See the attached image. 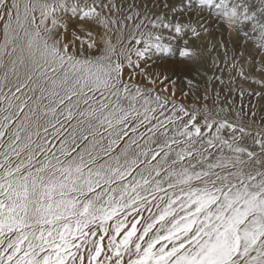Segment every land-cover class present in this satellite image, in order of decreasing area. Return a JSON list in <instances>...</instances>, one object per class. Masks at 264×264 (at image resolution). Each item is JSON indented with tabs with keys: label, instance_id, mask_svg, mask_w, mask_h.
Returning a JSON list of instances; mask_svg holds the SVG:
<instances>
[{
	"label": "snow or ice",
	"instance_id": "snow-or-ice-1",
	"mask_svg": "<svg viewBox=\"0 0 264 264\" xmlns=\"http://www.w3.org/2000/svg\"><path fill=\"white\" fill-rule=\"evenodd\" d=\"M98 7L109 6L97 0L83 5L79 0H0V19L6 18L0 45V264H264V129L253 136L244 126L213 119L206 111L205 134L197 121L199 109L125 83L119 57L133 68L131 54L122 49L118 55L110 40L101 55L85 56V44L97 47L89 26H107ZM163 7L174 13L214 8L230 27L255 21L253 39L264 49V0H259L260 19L250 0H180L179 9L165 0ZM58 9L82 22L73 32L78 51L58 32L67 30L56 16ZM165 20L166 14L157 15L150 23L171 29L174 35L167 39L179 45L190 25ZM132 38L143 45L128 50L138 61L153 51H173L158 33ZM178 52L182 58L192 55L186 46ZM22 89L31 95L17 96ZM138 98L143 111L136 107ZM122 100L129 101L127 107ZM169 103L171 115L159 120L154 114L159 109L164 115ZM166 122L172 125L171 138ZM65 125L71 132L58 148L50 145L49 128L59 138L61 129L68 131ZM224 130H230L227 139ZM125 137L128 141L114 155ZM245 138L259 146V153L241 146ZM180 143L186 147L172 159L171 145ZM212 148L218 149L215 157ZM186 157L187 167L182 163ZM140 164L144 167L133 175ZM153 201L158 214L147 218L143 230L137 228L139 220L127 227V216H139L144 208L151 212Z\"/></svg>",
	"mask_w": 264,
	"mask_h": 264
},
{
	"label": "rangeland",
	"instance_id": "rangeland-1",
	"mask_svg": "<svg viewBox=\"0 0 264 264\" xmlns=\"http://www.w3.org/2000/svg\"><path fill=\"white\" fill-rule=\"evenodd\" d=\"M97 2L102 3V4H106L109 6V7H104V8L98 7L97 11L107 13L108 15H110V17H112L114 19L121 20L126 25L131 24L133 18H142V19L144 18L145 20H143V21L146 22L145 26H146L147 31L153 33V31L155 30V32L153 34H157V33L160 35L164 34L163 37H165V39L162 41V43L171 44L173 51L169 54H166V55H157V54L151 53V54H149L150 57H145L146 59L145 58L141 59L142 63L139 66L141 70L146 72L147 67L149 65H153V67L154 66L160 67L163 60H166V62H165L166 64L162 65V67H161L163 69H160L161 71L159 70L157 75L154 76L156 83H159L163 87L168 86L167 88L169 90H173L177 94H179L181 96L182 95L185 96L184 93L185 92L187 93V91L184 90L182 84H180V83H184L186 85V84H188L187 80H193V79H195V80H197V79L198 80H202V79L206 80V78H208L207 79L209 81L207 84L208 89L206 90V92L208 94L209 93L218 94V93L223 92V94L226 95L225 99L229 101L231 109L240 111L241 108H245V107L242 106L241 104H239V102L238 103L234 102L235 97H236L238 100L242 101L244 103V105L246 106V108L244 109L245 114L246 113L252 114V115H253V113L255 114L253 116L256 119H250V121L253 124L264 123V119H263L264 91H262V87H264V85H263L264 84V49L259 48L258 43L256 42V40L253 39V36H252L250 31H244L245 30L244 27H246V26H248L252 29V23H255V21L245 23L243 26L237 24L234 27H230L228 25V23L225 21V18L216 9H214V8L210 9L207 7H205L204 10L199 11L200 13L199 12L181 13L178 11L180 13V15L184 17V18L183 17L181 18V16L179 14H177L178 12L174 13L169 8L163 7L165 0H97ZM228 2L230 4H236V3H239L240 0H228ZM79 3L80 4H82V3L83 4H85V3L91 4L92 0H86V1L80 0ZM167 3L176 4L178 9H179L180 0H167ZM250 3H253L256 5V8H254L252 10L256 11L257 18L260 19L261 17L258 15H260L261 13L259 12V10H257L259 8V0H250ZM113 4L115 5V7H112ZM165 14H166L165 22H171L172 24H175L177 22V20H180L182 23L190 25L189 28L185 29V32L187 34L184 35L182 37V39H180L179 46H177L178 44L176 41H174V40L170 41L167 39L169 36L174 35V32L171 29H165L162 26L159 28H153L152 24L150 23V21L156 20L157 15L165 16ZM56 15H57V18L59 17L60 19L67 22L68 30H70V33L72 32L71 33L72 36H73L74 31H78L77 26L82 23L78 17L73 18L72 14L70 12H63L61 10H59ZM184 15H186V16H184ZM129 17H131V19H129ZM173 17H176V19H173ZM205 17H209V18L205 19ZM157 23H159V21H157ZM89 28H92V27L89 26ZM192 28L195 29V32H196L195 35L191 31ZM221 28L223 30L220 32ZM60 31L62 32L61 29H60ZM243 31H244V33H243ZM245 32H247V35H245ZM78 34L81 36L84 35V33H82V32H78ZM92 38H93V35H92L91 39ZM235 38L239 39L238 41H241L240 45L243 49L247 50L246 53L245 52L241 53V51L237 50V49H231V47L229 46V42H231V40L232 41L237 40ZM185 40L187 42L189 41V43H187V45L184 44ZM192 43L194 44V46L196 45L195 47L198 50L202 51V52L200 51L202 53L201 54L202 59H204V57H206L207 59H205V61L206 60H209V61L212 60L213 61L212 66H210L213 73H215V74L220 73L221 77H222V75H223V77H225L226 75L227 76L231 75L230 78H231L232 82L237 83V85L247 84L248 86L253 88V90L247 92L244 89L237 90L234 88L233 92H228V90L226 88L227 87L226 86L227 81L222 79L221 81H218L215 83L214 81H212L213 80L212 78L214 76L212 74H211V77L209 79L208 75H206L204 73V70L202 68L198 67V64H197L198 61H196V58L194 56L191 55V57H189V58H182V57L177 56V53H179L178 52L179 47H185L186 46L188 49H192ZM211 44H212V46H211ZM138 46H139V48L141 47L140 45H138ZM228 46H229V48H228ZM254 51L256 53H254ZM249 56H251V57H249ZM227 61L228 62L230 61L231 65H229ZM167 62L169 63V65L171 64V66H168ZM173 63L176 65H173ZM225 65H226V67H225ZM174 66H176V67H174ZM179 66L181 68H179ZM168 67H170L171 70ZM229 68H230V70H229ZM238 69H239V71H238ZM233 70H234V72L236 70V72L232 73ZM168 71H169V73H168ZM223 71L225 72V74H223L224 73ZM239 72H241L242 74ZM147 73L149 74V72H146V74ZM166 73L169 75H166ZM165 76L168 77L167 80L164 79ZM247 76L252 78V81L249 80L247 78ZM236 77L238 80L236 79ZM179 78H181L182 80ZM172 81H174L175 83L173 84ZM176 82L178 83V85ZM220 84L222 86H224V88H222L221 90L219 87H217V85H220ZM188 91H193V88L190 87L188 89ZM197 91H198V89L195 88L194 93H197ZM258 93H259V95H258ZM186 97H187V95H186ZM247 98H249L251 101L248 102L246 100ZM235 120L242 121L244 119H235ZM107 242H108V240H107V238H105V240L103 241L104 245H107Z\"/></svg>",
	"mask_w": 264,
	"mask_h": 264
},
{
	"label": "bare ground",
	"instance_id": "bare-ground-1",
	"mask_svg": "<svg viewBox=\"0 0 264 264\" xmlns=\"http://www.w3.org/2000/svg\"><path fill=\"white\" fill-rule=\"evenodd\" d=\"M86 1V0H85ZM21 3H37L38 0H20ZM49 3H56L58 2V0H48ZM69 3L71 2H75V0H68ZM80 2V0H79ZM83 4V3H82ZM259 9V8H258ZM257 9V10H258ZM61 10L63 12H65L63 9H58V11ZM58 11L56 12V14L58 13ZM200 13V12H199ZM177 14L180 15V13L178 12ZM64 15V14H63ZM101 15L102 17L107 21V26L103 25V24H99V23H93L91 24L90 26L92 28H90L92 30V34H93V40H95L96 42V45L97 47L95 48H92V49H88L87 48V45L85 44L84 45V55L85 56H88V57H95V56H99L102 54V52L104 51L106 45H105V41H108L110 40L111 43L113 45L116 46V50H117V54L119 55L120 51L123 49L125 50V53L126 54H131V58H132V61H133V68H129L127 66V61L124 59L123 56H120V60L125 64V69H124V74H123V80L125 83H128L130 85H136L142 89H151L152 92H151V95L152 96H155L157 94L161 95V96H168L169 98H173L175 99L176 103H183L186 107L189 108V110H191L193 107H195L196 109H199L198 113H197V121L199 122L203 132L206 134L208 132V129L204 128V115H205V112L207 111V113H210L211 114V118L213 119H216V120H220V119H227L229 122H232V123H235V124H238V125H242L244 126L248 131H250L252 133L253 136H255L256 132L257 131H260L262 129H264V123H257V124H253L250 119H256L252 114H248L246 113L245 114V111L244 109L246 108V106L244 105V103L240 100H238L236 97H235V100L234 102L235 103H238L241 104L242 106H244L245 108H241L240 111H237V110H232L231 107H230V104H229V101L225 99V94L222 93H218V94H211V93H207L206 90L208 89L207 88V84H208V78H206V80L202 79V80H191L192 81V85L190 86L189 84H184V83H180L182 84L183 88L185 91H187V97L186 95L185 96H181L179 94H177L175 92V96L173 97V90H169L167 87H163L162 85H160L159 83H152L151 81H155L154 79V76L157 75V73L159 72L160 69H163L161 68L162 65H165L166 63V60H163V62L161 63V66H154L153 65H149L147 67V71L146 72H149V74L146 72H144L143 70L139 68H136L135 71L133 70L134 69V66L135 64L138 62L139 65H141L142 63V60H139L138 61V58L135 56L134 52L132 53H129L128 50L132 49V48H139V46L135 43V39H133L132 37H135V38H139L140 36V33L141 32H144L145 34H147L149 31H147L146 29V26H145V20L144 18H133L132 19V22L131 24H124V22H122L121 20H118V19H114L112 17H110V15H108L107 13H104V12H101ZM35 16H36V19H37V23L39 22V19H40V13H39V10H37L35 12ZM57 16V15H56ZM181 16V15H180ZM186 16V15H184ZM206 16V15H205ZM261 17V14L258 15ZM183 16H181L182 18ZM204 17V16H203ZM59 18V17H58ZM179 18V17H178ZM184 18V17H183ZM206 18H209V17H205ZM60 19V18H59ZM204 19V20H205ZM62 20V19H61ZM182 20V19H181ZM184 20V19H183ZM64 21V20H62ZM185 21V20H184ZM201 21V20H200ZM206 21V20H205ZM6 22V18L5 19H0V45L3 44V40H4V35H3V26H4V23ZM141 22H143L141 24ZM189 22V21H188ZM199 22V21H198ZM197 22V23H198ZM64 23L67 25V22L64 21ZM48 24L49 26H51L50 24V20L48 21ZM137 24H141V27L138 29L136 27ZM219 25V24H218ZM199 26V25H198ZM200 27V26H199ZM220 27V26H219ZM245 30L244 31H250L252 36H254V33L252 32L251 28L246 26L244 27ZM60 29L62 30V32L60 31ZM212 29V28H211ZM223 29L221 28L220 29V32L222 31ZM243 31V33H244ZM58 32L59 34H61L63 36V41L65 43H68L70 48L71 47H75L77 49V51L80 49L81 45H80V41L79 40H74V37L72 36V32L70 33V30H68V27H67V30L65 31L64 28H59L58 29ZM155 32V30L153 31V33ZM213 34V33H212ZM164 35V34H163ZM162 35V36H163ZM210 35V34H209ZM211 36V35H210ZM215 36V35H214ZM213 36V37H214ZM218 37V36H217ZM223 37V36H222ZM217 39V38H216ZM226 39V38H225ZM237 39V38H235ZM239 39L237 40H231V42H229V46L231 47V49H237V50H240L241 53H246V49H243L241 47V41H238ZM189 43V41L187 42ZM212 43V42H211ZM137 45V46H136ZM177 45V44H176ZM191 45V44H190ZM141 47H143V45L141 44L140 45ZM179 46V45H177ZM196 46V45H195ZM194 46V44L192 43V49L191 52H192V56H194L196 58V61L197 64H198V67L199 68H202L204 70V73L206 75H208L209 79L211 77V74L214 75L213 76V80L215 83L218 82V81H221L222 79L226 80L227 83H226V88L228 90V92H233L234 88L237 89V90H241V89H244L246 90L247 92L249 91H252L253 88H251L250 86H248L247 84H239L237 85V83H234L231 81V78L230 76H225L221 77L220 73H213L212 70H211V67L212 66V63L213 61L212 60H206L207 59L206 57H204V59H202V56H201V50H198L196 47ZM207 46V45H206ZM209 46V45H208ZM212 46V44H211ZM228 46V48H229ZM140 47V48H141ZM214 47V46H213ZM227 47V46H226ZM194 48V49H193ZM201 48V47H200ZM201 51V52H200ZM213 52V51H212ZM211 52V53H212ZM215 52V51H214ZM249 52V51H248ZM151 53H154L153 52H150L149 54ZM254 53H256L254 51ZM155 54V53H154ZM207 54V53H206ZM210 54V53H209ZM251 54V53H250ZM253 54V53H252ZM205 55V54H204ZM245 55V54H244ZM261 55V54H260ZM177 56L180 57L179 53H177ZM206 56V55H205ZM209 56V55H208ZM263 56V55H262ZM146 57H150V55L146 56ZM251 57V56H249ZM189 58V57H188ZM260 58V57H259ZM5 60L7 59L6 57L4 58ZM146 59V58H145ZM193 59V58H192ZM209 59V58H208ZM211 59V58H210ZM213 59V58H212ZM161 60V59H160ZM177 61V60H176ZM224 61V60H223ZM175 62V61H174ZM228 62V61H227ZM224 63V62H223ZM233 63V62H232ZM154 64V63H153ZM168 66H171V64L169 65V63L167 62ZM217 64V63H216ZM229 65H231V62L229 61L228 62ZM173 65H176L173 63ZM181 65V64H180ZM227 65V64H226ZM225 65V67H226ZM216 66V65H215ZM235 66V65H234ZM176 67V66H174ZM236 67V66H235ZM239 67V66H238ZM170 70L171 68L168 67ZM179 68H181L179 66ZM214 68V67H213ZM173 69V68H172ZM176 69V68H175ZM179 70V69H178ZM228 70V69H227ZM230 70V68H229ZM237 70V69H236ZM235 70V72H236ZM161 71V70H160ZM201 71V70H200ZM217 71V70H216ZM239 71V69H238ZM224 72V71H223ZM234 70L232 73H235ZM169 73V71H168ZM176 73V72H175ZM179 73V72H178ZM222 73V72H221ZM231 73V72H230ZM241 73V72H239ZM225 74V72L223 73ZM242 74V73H241ZM3 75V69L0 68V77H2ZM166 75H169L166 73ZM234 75V74H233ZM238 75V74H237ZM161 76V75H160ZM245 76V75H244ZM243 76V77H244ZM247 78L249 80L252 81V78L248 77ZM13 79V87H12V91H15V78H12ZM181 79V78H179ZM235 79V78H234ZM237 79V77H236ZM235 79V80H236ZM182 80V79H181ZM238 80V79H237ZM243 80V79H242ZM175 81V80H174ZM179 81V80H178ZM185 81V80H184ZM188 81V80H187ZM158 82V81H157ZM163 82V81H162ZM180 82V81H179ZM236 82V81H235ZM243 82V81H242ZM177 83V82H176ZM212 83V82H211ZM239 83V82H238ZM162 84V83H161ZM168 85V84H167ZM178 85V83H177ZM213 85V84H212ZM264 85V84H263ZM175 86V85H174ZM194 86V87H193ZM214 86V85H213ZM193 88V91H188L189 88ZM217 87L220 88V90L222 88H224V86H222L221 84L220 85H217ZM198 89L197 93H194V89ZM217 89V88H216ZM5 92L8 91V88H5L4 89ZM133 92H135V89L133 88L132 89ZM262 91H264V87H262ZM26 93L27 95H31V92H28L27 89H22L21 90V93H16L17 96H21L22 94ZM186 93V92H185ZM145 95H147V92H145ZM96 98L99 99L100 98V94L99 93H96ZM113 99H115L113 97ZM248 102H250L251 100L249 98L246 99ZM121 103L127 107V105L129 104V101L128 100H122ZM143 104V100H140L139 98L137 99V102H136V107L137 108H140L141 111H143V109L141 108V105ZM4 106L6 107L7 104L4 103ZM168 110L164 112V115H160V111L161 110H157V112L154 114L156 115L159 120H164L166 121V117L168 115H171V108H172V104L169 103L168 106H167ZM25 112L28 111V108L26 107ZM0 115H3L2 113H0ZM23 115V114H21ZM185 119H187L185 117ZM235 119H244L242 121H239V120H235ZM263 119H264V112H263ZM74 123V122H73ZM153 124L157 123L156 120H152ZM177 124H179V121L176 122ZM166 126L168 128V135L169 137L171 138V136L173 135V132H172V125L171 124H167L166 122ZM65 128H68L67 125L64 126ZM57 128H59V125H57ZM139 131H145V129L143 127H141L139 129ZM164 129L163 128H160L159 129V132H163ZM212 131L214 132L215 131V128L212 129ZM61 132L63 133L59 138H56V137H53L52 136V133H53V129L52 128H49V136L47 137V139H49L50 141V145L54 144L56 148L59 147V141L60 139H63L64 136H67L68 135V132H71V129L68 128V131L67 132H64L63 129H61ZM41 134L43 135V131L41 130ZM132 133L131 131L129 130V136H131ZM147 135H151V133H148ZM147 135L141 139L139 142L143 145L145 140L147 139ZM159 135V133H158ZM222 135L227 139L230 135V130H224L222 132ZM179 139V137H177ZM33 139H36V137L34 136ZM89 139H91V137H89ZM205 139H207V136H205ZM128 141V137H125L123 140L120 141L119 145L116 146V148L114 149V155L115 154H119L120 152V149H122L124 147V144L125 142ZM77 143H80L81 146H82V143L81 141H77ZM241 143V146H245V147H248L249 150H255L257 153H259L260 149H259V146L258 145H255L252 141L251 138H245L243 141L240 142ZM133 148H135V145L132 146ZM151 147L154 149V150H159L157 148V145L155 143H153L151 145ZM186 147V145H184L183 143H180V144H172L171 145V148H172V152H171V157L172 159H175V153L178 152V151H182L184 148ZM197 147H199V145H197ZM55 150V149H54ZM167 150V149H166ZM0 151H2V149H0ZM77 151H79V149H77ZM209 152H211L212 154V157H215L217 154H218V149L217 148H212V149H209ZM76 153H72V155H75ZM225 154H229L227 149H225ZM161 155H163L161 153ZM102 159H107V157H102ZM141 159H143V157H141ZM149 159H151V157H149ZM190 158L186 157L185 160L182 162L186 167L188 166V160ZM153 164L156 163V161H152ZM193 164L197 163V161L193 160L192 161ZM144 165L143 164H140L134 171H133V175H136L138 172H139V169L140 168H143ZM206 167V165H205ZM199 167H197V171H199ZM131 176L128 177L129 180H131ZM139 178V177H137ZM195 183V182H194ZM164 188L167 190V185L165 184L164 185ZM170 191V190H169ZM158 196L159 195H163V193H158L157 194ZM149 200H151V196H149ZM156 202L153 201L149 206L151 207V212H149L147 210V208H144L141 210V214L139 216H137L135 213H132L130 215L127 216L126 220L128 221V224H127V227H130V224L131 222H134V220H139V223L137 224V228L142 231L143 230V226L146 222H150L147 220V218L149 216H153V215H156L158 214V210L155 206ZM121 218H123V214H121ZM114 221H109L108 224L110 225L111 223H113ZM121 232H123V229L121 230ZM108 243V242H107Z\"/></svg>",
	"mask_w": 264,
	"mask_h": 264
}]
</instances>
